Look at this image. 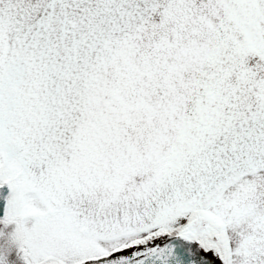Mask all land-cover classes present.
<instances>
[{"label":"snow or ice","instance_id":"1","mask_svg":"<svg viewBox=\"0 0 264 264\" xmlns=\"http://www.w3.org/2000/svg\"><path fill=\"white\" fill-rule=\"evenodd\" d=\"M0 264H264V0H0Z\"/></svg>","mask_w":264,"mask_h":264}]
</instances>
